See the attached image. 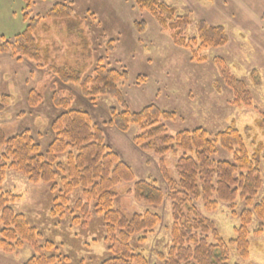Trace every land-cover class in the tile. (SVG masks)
<instances>
[{"label": "rangeland", "instance_id": "374dc122", "mask_svg": "<svg viewBox=\"0 0 264 264\" xmlns=\"http://www.w3.org/2000/svg\"><path fill=\"white\" fill-rule=\"evenodd\" d=\"M160 1L175 7L179 16H190L191 24L184 31L189 39L197 37V24L204 21L211 26H223L229 37L228 44L201 51L198 56L206 58L204 62L193 61L191 51L175 46L169 34L162 32L153 17L140 11L133 0H37L31 9L26 8L23 0H0V40H12L22 33L28 16L41 17L37 38L42 39L43 46H50L54 51L52 58L57 65L81 69L85 76L92 74L100 60L108 68L125 70L129 77L120 89L131 112L157 105L165 112L175 113L174 120L163 122L170 136L200 127L216 134L235 126L243 135L250 154H254L256 145L264 142V129L260 127L264 119V0ZM63 3L73 6V17L80 20V27L68 21L45 19L49 10ZM141 22H145L146 27L140 31L135 24ZM47 25L48 30L43 28ZM83 37L89 44L79 47ZM55 45L62 47L58 53ZM216 59L223 60L231 74L247 85L253 97L251 108L234 105V93L222 77ZM32 91L41 95L35 107L29 101ZM55 93L60 98H71L73 107L90 113L93 124L103 132L105 146L132 168L135 182H152L166 194L161 206H150L134 198V183H123L114 189V210L126 217L146 212L159 215L161 223L146 235L137 252L149 264H164L160 255L167 257L172 247V202L167 196L159 158L134 144L135 137L140 134L139 127L134 125L122 132L109 124L110 109L122 112L124 107L108 96L92 103L83 97L80 87L59 83L48 68L28 59L18 60L16 55H0V101L6 97L0 111V126L8 137L30 131L35 142L46 150L53 139L50 126L61 111L53 103ZM181 156V152H170L166 157L174 181L179 180L176 165ZM215 159L232 161V155L219 149ZM59 162L64 163L65 157ZM260 171L263 186L254 204L264 198V161ZM2 190L19 197L11 208L24 215L30 226L37 229L41 241L57 246L54 255L68 258L59 264H100L108 258L101 217L94 215L92 224L81 228L72 224L73 215H52V201L57 194L51 192V187L33 184L12 170L7 171ZM80 192L79 189L74 193L73 202L81 196ZM91 206L93 212V204ZM196 206L214 223L226 242L236 239L235 231L241 227L239 217L246 208L244 202H219L217 210L212 212L205 209L202 201L196 202ZM259 224L254 217L249 227L248 259L241 258L232 247L229 264H264V232L261 236L255 235ZM34 255L33 248L27 244L13 254L0 250V264H26Z\"/></svg>", "mask_w": 264, "mask_h": 264}, {"label": "trees", "instance_id": "16d2710c", "mask_svg": "<svg viewBox=\"0 0 264 264\" xmlns=\"http://www.w3.org/2000/svg\"><path fill=\"white\" fill-rule=\"evenodd\" d=\"M23 1L26 8L31 9L37 0ZM133 1L140 11L153 17L162 32L169 34L175 46L190 50L193 61H206L198 56L201 51L225 47L229 42L223 26H211L204 21L197 24V37L189 39L184 33L191 24L189 15L179 16L175 7L160 0ZM73 15V6L63 3L49 10L45 19L68 21L80 27V20H75ZM41 20V17L28 16L22 33L12 40H0V55H16L18 60L28 59L48 68L59 83L80 87L83 97L92 103L99 97L108 96L124 107L122 112L110 109L109 124L122 132L129 131L134 125L139 127L140 134L135 137L134 144L159 158L167 196L172 202V247L167 257L160 255L163 263L229 264L232 247L241 258L248 259L249 227L254 217L260 223L255 235L261 236L264 232V198L254 204V198L263 186L260 165L264 161V142H259L254 154H250L243 135L235 126L216 134L200 127L170 136L163 122L174 120L175 113L165 112L157 105L147 106L139 112L127 109L120 89L129 77L127 71L108 68L102 60L88 76L81 69L57 65L52 58L54 51L50 46H43L42 39L37 38ZM135 26L141 31L146 23ZM43 28L48 30V25ZM80 33L81 30L78 35ZM84 44H89L85 37L79 47ZM54 49L59 50L56 46ZM216 63L234 93V105L251 108L253 97L247 85L231 74L223 60L216 59ZM40 99L41 95L36 91L29 95L32 107ZM52 99L61 111L50 126L53 139L46 150L35 142L30 131L8 137L0 126V250L13 254L25 244L31 246L35 255L26 264H59L68 260L66 256L54 255L57 246L50 241H41L37 229L30 226L24 215L11 208L19 197L4 192L2 184L7 171L12 170L33 184L51 187V192L57 194L52 201V215H73L72 224L81 228L89 227L94 215L101 217L108 258L100 264H149L137 250L142 247L146 235L161 223V218L151 212L128 218L114 210V189L123 183H134V198L150 206H161L166 194L152 182H135L132 168L105 146L103 132L93 124L90 113L73 107L71 98H60L55 93ZM4 102L6 97L0 101V111ZM260 127L264 129V119ZM219 149L230 153L232 161L216 160ZM170 152L182 153L176 165L178 181L172 180L168 171L166 157ZM61 157H65L64 163L59 162ZM79 189L81 196L73 202L72 196ZM238 200L246 207L239 217L241 227L235 231L236 239L226 242L214 223L200 213L196 202L202 201L205 209L212 212L217 210L219 202L233 204Z\"/></svg>", "mask_w": 264, "mask_h": 264}, {"label": "crops", "instance_id": "0c3cea01", "mask_svg": "<svg viewBox=\"0 0 264 264\" xmlns=\"http://www.w3.org/2000/svg\"><path fill=\"white\" fill-rule=\"evenodd\" d=\"M85 18V17H84ZM85 22V21H84ZM88 25H89V23H88ZM56 46V48H59V50H56V51H60L61 49H62V47L61 46H58V45H55ZM58 53V52H57ZM66 66V64H63L62 66ZM67 66H69V65H67Z\"/></svg>", "mask_w": 264, "mask_h": 264}]
</instances>
